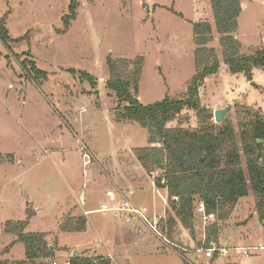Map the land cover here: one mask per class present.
Masks as SVG:
<instances>
[{
  "label": "rangeland",
  "instance_id": "rangeland-1",
  "mask_svg": "<svg viewBox=\"0 0 264 264\" xmlns=\"http://www.w3.org/2000/svg\"><path fill=\"white\" fill-rule=\"evenodd\" d=\"M79 1L77 17L63 33L62 17L70 0H0V18L7 16L9 29L7 43L0 38V252L14 237L6 235L5 223L26 220L32 210L34 217L27 232H49L50 241L69 247L56 250L49 264H66L70 247L102 245L98 225L111 212L89 213L84 231L65 234L60 223L69 214L84 215L103 199L109 201L104 193L110 188L166 218L172 213L168 192L154 184L157 171L147 173L134 153L135 148L149 145V131L137 122L117 118L126 102L119 101L108 88L109 56L130 61L129 66L119 65L125 75L143 57L138 92L131 88L143 104L167 96L186 97L196 74L192 25L196 0ZM205 1L214 24L211 0ZM241 1L234 35L242 44L240 53L249 56L264 48V0ZM213 35L208 46L215 48L221 66V35L215 29ZM84 71L95 82L83 77ZM253 72L257 81H249L245 73L221 70L207 76L199 90L202 105L214 112L231 104L232 110L221 123L230 119L238 134L239 120L251 117L248 110L252 115H264V67ZM182 111L167 125L197 128L196 112L189 108ZM213 120L219 123L215 117ZM84 197L85 207L81 206ZM256 204L251 190L239 198L226 219H218L215 213V219L205 223L196 215L193 233L179 223L170 240L190 248L188 253L162 242L140 222L150 242L137 243L139 232L130 236L131 262L190 264L187 257L193 264H264V248L249 256L233 252L220 260L194 252L214 224L218 225L219 241L226 246L264 245V221L257 217ZM13 256L26 257L23 243Z\"/></svg>",
  "mask_w": 264,
  "mask_h": 264
},
{
  "label": "trees",
  "instance_id": "trees-1",
  "mask_svg": "<svg viewBox=\"0 0 264 264\" xmlns=\"http://www.w3.org/2000/svg\"><path fill=\"white\" fill-rule=\"evenodd\" d=\"M79 6V0H70L68 11L62 17L63 33L77 17ZM211 7L214 24L209 17L206 1L196 0L192 22L197 44L194 52L196 74L187 88L186 97L172 99L167 96L159 102L143 104L131 90L133 87L138 92L143 57L134 62L129 75L119 68L121 64L129 66V60L121 58L117 61L109 56L107 61L110 75L108 88L115 92L119 101L126 102L117 118L137 122L149 131V145L135 148L134 153L147 173L162 171L154 184L168 192L172 213L166 218L167 226L164 227L169 239L179 223L194 232L199 200L206 204L209 212L217 213L218 219H226L234 211L239 198L247 196L250 190L256 198L257 215L264 221V115H252L248 110L251 117L239 120L238 134L230 119L224 123L214 122V111L202 105L199 92L201 82L207 76L218 73L220 68V58L215 48L208 46L214 39V29L221 35V54L228 71L245 73L249 80H252L254 68L264 67V48L249 56L240 53L241 42L234 32L239 27L241 0H211ZM6 21V15L0 18V38L5 43L9 38ZM32 68L35 70L36 65L33 64ZM82 76L95 82V78L85 71ZM184 108L196 112L199 118L197 128L168 126ZM162 179H165L164 183ZM28 223L29 219H13L5 223L4 231L16 234L17 240L4 252H9L11 246L19 241L26 247V258L14 261L0 259V264H49L48 259L55 256L58 247L48 244L45 232H27ZM85 224V217L69 216L60 226L63 232L84 231ZM218 230V225L214 224L212 230L206 233V240L217 242ZM60 249L68 250L66 247ZM68 264L113 262L109 257L75 251Z\"/></svg>",
  "mask_w": 264,
  "mask_h": 264
},
{
  "label": "built area",
  "instance_id": "built-area-1",
  "mask_svg": "<svg viewBox=\"0 0 264 264\" xmlns=\"http://www.w3.org/2000/svg\"><path fill=\"white\" fill-rule=\"evenodd\" d=\"M85 156H88V154L86 153ZM152 174H155V172ZM161 174L162 171H157V175L154 177L156 178ZM161 181L164 183L165 179H162ZM108 196L109 201L100 203L98 206L99 208L96 210L97 212H111L114 219L122 221L123 223H131L134 220H137L142 224H145L146 227L162 242L164 241L168 245H173L185 253L192 252L190 248L183 245L181 246L168 238L166 229L164 227V225L167 226L165 214L158 215L157 213L152 212L148 205L137 206L131 199L128 198L127 195L122 196L121 193L117 191H108ZM197 204L196 215L201 217L203 222L208 223L215 219V213L209 212L207 210L206 204H204L202 200H199ZM202 241L203 242L201 246L196 247L194 252H196L199 257L204 256L210 260H220V258L226 257L233 252L237 255L239 254L241 256H249L252 251H257V249L264 248V245H257L253 247H230L222 244L220 241H207L206 237H204ZM186 260H188L190 264H193L192 260L189 258L186 257ZM52 264L58 263L53 261Z\"/></svg>",
  "mask_w": 264,
  "mask_h": 264
},
{
  "label": "crops",
  "instance_id": "crops-1",
  "mask_svg": "<svg viewBox=\"0 0 264 264\" xmlns=\"http://www.w3.org/2000/svg\"><path fill=\"white\" fill-rule=\"evenodd\" d=\"M241 13H240V15H241ZM239 19H240V17H239ZM241 47H242V44H241ZM240 51H241V49H240ZM223 68H225V69H223ZM227 68H228L227 65L223 62L222 65L219 68V71H221V70L227 71L228 70ZM258 78L259 77H254V72H252V79H255V81H257ZM249 81H252V80H249ZM240 103L248 104L250 106L254 105V104H250L248 102L244 103L243 101H241ZM256 107H258L257 109H261L260 106H256ZM152 184L153 183L151 182V186H152ZM108 191H112V189L110 188V189H108ZM108 191H106V193H104L105 196H108ZM159 193H161V192H159ZM250 193H251V190H250L249 194ZM163 200L165 201V198H163ZM104 201H106V200L103 199L102 202H104ZM86 202H87V199H86V197H84L83 201H82L83 204L81 206L85 207L86 206ZM98 208L99 207L88 208V209L85 210L84 215H81V214H78V213H73V214H69L67 217H69V216H76V217L77 216H82V217L86 218L87 215H89V213L95 212ZM151 211L154 212V213H157L158 215H160L159 212H157L155 210L151 209ZM30 214H31V217H30L29 223L27 225V228H28L29 225H31V222L33 221V217H34L32 210H30ZM65 216L66 215H64L63 218H65ZM28 218H29V215H28V217L26 219H28ZM17 220H21V219H17ZM63 221H64V219H62L60 225L62 224ZM261 222H263V221H261ZM139 223H140L139 221L134 220L131 223L129 222V223L125 224L122 221H118V220L114 219L113 215L106 214V216L101 218L100 223L98 225V228H99V226H101L100 231H99L98 234H99L100 241H101L102 245L99 246L98 244L92 243L91 246H88L85 249H76L75 247H70V254L67 257L66 264H68V261H69L70 257L74 254L75 251H86L87 254H90V255H98V256H103V257H109L112 260L113 264H121V263L132 264V262H131L132 256L130 254L131 253L130 251L132 250V248H130V245L128 243L130 236L134 235V233H138L139 232L140 233V240H138L137 243H140V244L141 243L142 244L145 243V244H147V243L150 242L149 235L146 234V233L141 232V228L142 227H141V224H139ZM125 225H127V226H125ZM88 228L89 227H87V229ZM26 231H27V229H26ZM60 231H62L61 230V226H60ZM32 232H41V231H32ZM45 233L47 234L46 241L48 242L49 245H56L58 247V249H56L57 251L61 250L60 248H64V247L68 248V250H69L68 246H61L58 243L56 244V243L50 241L48 239L49 232H45ZM62 233L67 234L66 232H63V231H62ZM75 233H79V232H75ZM6 235L14 236L13 239L10 241V244L13 243V241L17 240V235L14 234V233L13 234L6 233ZM217 241L219 242V237H218ZM19 244H22V243L19 242V241H16L13 244V246H11L9 252H2V250L4 251V249L9 247V245L7 247L3 248L1 250V252H0V256H2V258H0V259L9 260V261L24 260L26 257L23 258V259H15L14 256H13L15 248L19 247Z\"/></svg>",
  "mask_w": 264,
  "mask_h": 264
},
{
  "label": "water",
  "instance_id": "water-1",
  "mask_svg": "<svg viewBox=\"0 0 264 264\" xmlns=\"http://www.w3.org/2000/svg\"><path fill=\"white\" fill-rule=\"evenodd\" d=\"M231 108H232V106L230 104L224 108L217 109L214 112L215 121H217L219 123L223 122L227 118L228 113L232 110Z\"/></svg>",
  "mask_w": 264,
  "mask_h": 264
}]
</instances>
